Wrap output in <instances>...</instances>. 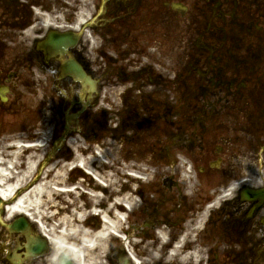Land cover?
<instances>
[{"label": "flooded vegetation", "instance_id": "obj_1", "mask_svg": "<svg viewBox=\"0 0 264 264\" xmlns=\"http://www.w3.org/2000/svg\"><path fill=\"white\" fill-rule=\"evenodd\" d=\"M37 92L58 157L108 158L94 204L119 223L95 217L83 261L264 264V0H0V112ZM42 237L0 227V264H61Z\"/></svg>", "mask_w": 264, "mask_h": 264}, {"label": "bare ground", "instance_id": "obj_2", "mask_svg": "<svg viewBox=\"0 0 264 264\" xmlns=\"http://www.w3.org/2000/svg\"><path fill=\"white\" fill-rule=\"evenodd\" d=\"M20 136L18 134L12 133L11 135L3 136L0 142L2 143L0 145V197L1 199H4L8 201L11 197V195L21 187V185L32 176V174L37 169L36 162L38 160L37 155H33V152H43L44 148H29V147H22L20 145ZM107 153V149L103 151V153ZM41 161V160H40ZM77 161H80L84 168L90 169L91 167L94 168V170H100L101 172V179L105 183L106 178L111 182V185H114L113 177H111V173L107 171L108 164L106 162L99 161L97 158L90 157L87 158L86 150H84L82 147L78 149L77 157L75 160L71 163H64L62 161H58L56 167H62L63 169H68V167H71L73 164H75ZM21 163V164H20ZM39 163V161H38ZM115 165V162L113 163V167ZM22 171H17L18 169L22 168ZM78 169V167H77ZM91 170V169H90ZM55 172L57 174H55ZM91 172L94 173V171L91 170ZM59 170H52L51 174H47L43 177V179L34 186L31 190L28 192L22 194L19 196L18 199L13 201L12 204H7L6 207V214L7 218L11 219L13 217H16L17 214L27 212L29 213L31 210L36 211L38 216L41 217V226L42 230L45 232L46 227L48 226L46 224H43L42 219H47L48 221H53V215H50L49 212L46 211L45 205L48 201L49 196L52 194L51 190V184L54 181L53 178H51L53 175L55 179L57 178L60 182L66 183L69 180H72V178H69L67 180L63 179V174H58ZM12 174L13 178H10L9 175ZM85 181L82 179H78L76 182L75 190H73V193H77L79 187L81 185H84ZM64 190H71V189H64ZM69 196L72 197L73 193L68 192ZM99 197H95L94 201H98ZM60 205H65V208H59L61 213H68L69 209L73 206H76V210H72L70 212V215L67 217H63V221H68L69 218L75 217L74 222L78 225L81 223V219L84 216V211L81 209V207L78 205V203L74 204H68L66 201L60 203ZM115 221L110 220L111 225H109L114 230L118 226L119 220L118 218H114ZM78 227V226H76ZM47 233V232H46ZM49 234V233H48ZM98 238H103L104 234L103 232L95 236ZM54 239L49 238L50 240H53L54 243L58 248H63L65 245L62 240H58L57 237L54 235ZM95 244V242H94ZM77 257L82 256V252L80 250L74 251ZM82 264H86L85 261L81 259Z\"/></svg>", "mask_w": 264, "mask_h": 264}, {"label": "rangeland", "instance_id": "obj_3", "mask_svg": "<svg viewBox=\"0 0 264 264\" xmlns=\"http://www.w3.org/2000/svg\"><path fill=\"white\" fill-rule=\"evenodd\" d=\"M33 116H34V118H33L34 120L35 119H41V111H40V109L38 110V113L36 111H34L33 112ZM2 123H4V121L0 119V140L2 139V136L9 135L10 133H8V132H10L14 128H16V125H14V126H8L7 125L6 126V124L3 125ZM17 126H19V124H17ZM17 128H21V127H17ZM18 133H28L29 134V131L26 129L25 132L23 131V132H18ZM24 135H27V134H24ZM0 144H2V143L0 142ZM115 155H116V158H118L119 155H117V154H115Z\"/></svg>", "mask_w": 264, "mask_h": 264}, {"label": "water", "instance_id": "obj_4", "mask_svg": "<svg viewBox=\"0 0 264 264\" xmlns=\"http://www.w3.org/2000/svg\"><path fill=\"white\" fill-rule=\"evenodd\" d=\"M76 71H79L77 68H75Z\"/></svg>", "mask_w": 264, "mask_h": 264}]
</instances>
